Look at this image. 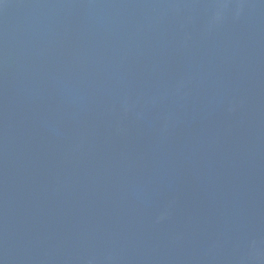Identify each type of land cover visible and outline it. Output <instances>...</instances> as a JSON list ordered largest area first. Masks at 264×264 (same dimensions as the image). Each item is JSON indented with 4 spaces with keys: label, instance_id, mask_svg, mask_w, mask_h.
<instances>
[{
    "label": "water",
    "instance_id": "obj_1",
    "mask_svg": "<svg viewBox=\"0 0 264 264\" xmlns=\"http://www.w3.org/2000/svg\"><path fill=\"white\" fill-rule=\"evenodd\" d=\"M0 264H264V0H0Z\"/></svg>",
    "mask_w": 264,
    "mask_h": 264
}]
</instances>
